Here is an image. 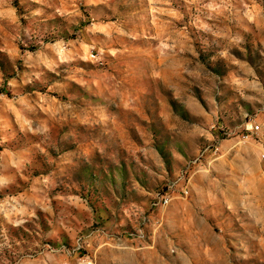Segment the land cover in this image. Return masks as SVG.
<instances>
[{"label": "rangeland", "instance_id": "1", "mask_svg": "<svg viewBox=\"0 0 264 264\" xmlns=\"http://www.w3.org/2000/svg\"><path fill=\"white\" fill-rule=\"evenodd\" d=\"M263 153L264 0H0V264H264Z\"/></svg>", "mask_w": 264, "mask_h": 264}, {"label": "built area", "instance_id": "2", "mask_svg": "<svg viewBox=\"0 0 264 264\" xmlns=\"http://www.w3.org/2000/svg\"><path fill=\"white\" fill-rule=\"evenodd\" d=\"M250 130L255 131V132H259L260 126L259 125L252 126ZM262 158L264 159V153L262 154Z\"/></svg>", "mask_w": 264, "mask_h": 264}]
</instances>
